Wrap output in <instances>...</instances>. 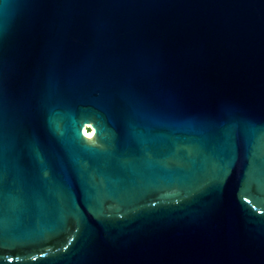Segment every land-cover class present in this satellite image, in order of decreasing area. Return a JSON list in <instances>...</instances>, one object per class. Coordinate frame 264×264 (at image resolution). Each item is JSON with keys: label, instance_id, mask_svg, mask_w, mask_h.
<instances>
[{"label": "water", "instance_id": "95a60500", "mask_svg": "<svg viewBox=\"0 0 264 264\" xmlns=\"http://www.w3.org/2000/svg\"><path fill=\"white\" fill-rule=\"evenodd\" d=\"M0 264H264V0H0Z\"/></svg>", "mask_w": 264, "mask_h": 264}, {"label": "bare ground", "instance_id": "6f19581e", "mask_svg": "<svg viewBox=\"0 0 264 264\" xmlns=\"http://www.w3.org/2000/svg\"><path fill=\"white\" fill-rule=\"evenodd\" d=\"M86 137H87V139L89 140V141H93V133L92 132H90V131H86Z\"/></svg>", "mask_w": 264, "mask_h": 264}]
</instances>
